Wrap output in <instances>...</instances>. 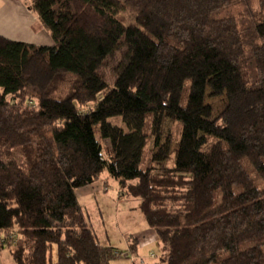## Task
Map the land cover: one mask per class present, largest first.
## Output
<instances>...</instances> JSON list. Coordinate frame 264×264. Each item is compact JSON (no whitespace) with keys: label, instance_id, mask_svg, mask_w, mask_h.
<instances>
[{"label":"trees","instance_id":"1","mask_svg":"<svg viewBox=\"0 0 264 264\" xmlns=\"http://www.w3.org/2000/svg\"><path fill=\"white\" fill-rule=\"evenodd\" d=\"M31 8L55 45L0 36V250L15 264H111L122 253L76 196L108 171L140 200L163 264H264V0ZM125 9L133 24L118 19ZM120 51L111 85L99 71ZM209 89L226 97L215 119ZM168 120L181 133L175 164L160 168L175 143Z\"/></svg>","mask_w":264,"mask_h":264},{"label":"crops","instance_id":"2","mask_svg":"<svg viewBox=\"0 0 264 264\" xmlns=\"http://www.w3.org/2000/svg\"><path fill=\"white\" fill-rule=\"evenodd\" d=\"M0 36L34 46L55 45L50 32L42 26L39 15L32 10L31 0H0ZM76 196L102 245L113 247L124 255L114 259L111 264H163L166 249L141 212L140 200L125 196L118 182L110 176L101 177L91 186L78 189ZM110 204L116 218L113 237L105 229H97L106 223L104 208ZM89 207L96 211L94 222ZM3 251L0 250V253Z\"/></svg>","mask_w":264,"mask_h":264},{"label":"rangeland","instance_id":"3","mask_svg":"<svg viewBox=\"0 0 264 264\" xmlns=\"http://www.w3.org/2000/svg\"><path fill=\"white\" fill-rule=\"evenodd\" d=\"M118 19L120 21H122L125 25H130L133 24L135 22V13L133 12V10L131 9H125L124 11H122L119 15H118ZM123 55H124V51H120L118 53H116L113 57H110L106 60L104 66L101 68V70L99 71L100 75L111 85H114L117 79V74H118V67L122 62L123 59ZM71 81V78L67 79L62 85H61V91L62 93L65 92L66 88H68L69 82ZM206 103L211 105V107L213 108V118H217L225 109L226 106V97H218L215 98L212 96V91L209 89L207 92V98H206ZM93 105H91L92 107ZM84 112H89V107L83 109ZM115 119L112 120V122ZM115 123H119L121 124L118 120L115 121ZM165 131L166 134L165 136H169L172 135L175 143L173 145V149H172V154L170 156V159L167 163L160 165V168H164L166 166H173L175 164L176 161V157H177V147L178 144L177 142L179 141L180 138V133H181V128L180 125L176 122H173L171 120H168L165 123ZM98 140L102 143L103 145V149H104V156L105 158H109V153H108V147L110 146L109 141H103L99 136H98ZM165 140V139H164ZM153 140H151L148 149H151L153 144H152ZM14 158L18 161H20V157L18 154H14ZM249 169V172L252 173L253 171L251 170V167L248 166L247 167ZM106 176H110L108 171H105L101 177H106ZM257 179V178H256ZM256 185L258 187H262L263 186V181L257 179L256 180ZM103 196H106L105 194ZM110 196V195H108ZM89 211L91 214V219H93V222L95 221V217H96V211L92 208L89 207ZM104 221L106 222L104 224V226L102 228H97L98 231H101V229H105L106 231H108V233L110 234V237L114 236V232L113 229L115 228V222H116V218L114 216V208L112 207V205H106V207L104 208ZM112 218V221H110V219ZM3 253H0V263L3 264L5 261V264H14L13 262V258H11V250L10 248L6 247L3 249ZM124 255L121 254L119 257H123Z\"/></svg>","mask_w":264,"mask_h":264},{"label":"built area","instance_id":"4","mask_svg":"<svg viewBox=\"0 0 264 264\" xmlns=\"http://www.w3.org/2000/svg\"><path fill=\"white\" fill-rule=\"evenodd\" d=\"M119 256H120V255H119ZM131 259H132V260H135V258H134V257H132ZM141 262H143V261L141 260Z\"/></svg>","mask_w":264,"mask_h":264}]
</instances>
